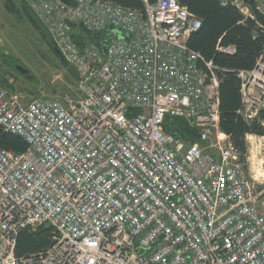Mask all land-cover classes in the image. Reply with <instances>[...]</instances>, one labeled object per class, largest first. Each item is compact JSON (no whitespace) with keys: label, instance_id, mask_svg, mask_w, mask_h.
Instances as JSON below:
<instances>
[{"label":"built area","instance_id":"built-area-1","mask_svg":"<svg viewBox=\"0 0 264 264\" xmlns=\"http://www.w3.org/2000/svg\"><path fill=\"white\" fill-rule=\"evenodd\" d=\"M20 1L79 97L24 103L0 86V127L27 146L0 148V264H264V134H247L242 155L220 131L218 69L188 47L200 21L178 0H142L141 11ZM219 2L252 17L243 1ZM75 27L112 38L80 45ZM236 77L240 115L264 131V50ZM166 118L197 140L166 133ZM41 226L51 244L16 256L18 234Z\"/></svg>","mask_w":264,"mask_h":264},{"label":"trees","instance_id":"trees-1","mask_svg":"<svg viewBox=\"0 0 264 264\" xmlns=\"http://www.w3.org/2000/svg\"><path fill=\"white\" fill-rule=\"evenodd\" d=\"M69 4L70 0H61ZM128 9L143 10L142 0H103ZM153 4L156 0H147ZM187 11L197 18L200 29L188 40V47L200 55L202 66L212 62L217 67L219 80V128L229 136L232 145L241 154H245V136L254 134L262 136L264 131L256 123L247 124L240 115L241 97L240 82L236 77L238 71L251 70L264 50V16L255 10L254 0H243L252 17H244L236 7H223L219 0H178ZM10 10L14 9L11 0L5 2ZM31 21H37L28 8L20 2ZM79 34L74 33L77 43L83 45L93 43L103 48L105 42L112 38L110 31L87 33L81 27ZM79 35V36H78ZM50 45L55 50L52 42ZM233 46V54L224 53L218 48ZM163 129L166 133L176 136L185 143L197 140V133L179 119L166 118ZM25 141L17 135L5 133L0 127V148L21 154L26 150ZM52 230L41 226L36 231L22 230L17 237L15 254L18 257L30 255L46 249L51 244Z\"/></svg>","mask_w":264,"mask_h":264},{"label":"rangeland","instance_id":"rangeland-1","mask_svg":"<svg viewBox=\"0 0 264 264\" xmlns=\"http://www.w3.org/2000/svg\"><path fill=\"white\" fill-rule=\"evenodd\" d=\"M6 1L0 0V86L24 103L39 98L62 101L64 96L78 99L74 72L50 45L47 32L38 22L31 23L20 0H11V10ZM19 69L28 73L22 75Z\"/></svg>","mask_w":264,"mask_h":264},{"label":"water","instance_id":"water-1","mask_svg":"<svg viewBox=\"0 0 264 264\" xmlns=\"http://www.w3.org/2000/svg\"><path fill=\"white\" fill-rule=\"evenodd\" d=\"M232 2H236L238 0H231ZM55 52L59 55V57L61 58L59 52L55 49ZM19 72L22 74V75H26L28 72L26 70H23V69H19ZM137 245V243H136Z\"/></svg>","mask_w":264,"mask_h":264},{"label":"crops","instance_id":"crops-1","mask_svg":"<svg viewBox=\"0 0 264 264\" xmlns=\"http://www.w3.org/2000/svg\"><path fill=\"white\" fill-rule=\"evenodd\" d=\"M238 1H243V0H238ZM6 91V90H5ZM7 92V91H6ZM12 95V94H11ZM14 96H16V95H14Z\"/></svg>","mask_w":264,"mask_h":264}]
</instances>
